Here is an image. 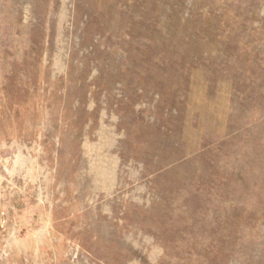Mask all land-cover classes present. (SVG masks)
<instances>
[{
	"label": "rangeland",
	"instance_id": "374dc122",
	"mask_svg": "<svg viewBox=\"0 0 264 264\" xmlns=\"http://www.w3.org/2000/svg\"><path fill=\"white\" fill-rule=\"evenodd\" d=\"M0 264H264V0H0Z\"/></svg>",
	"mask_w": 264,
	"mask_h": 264
}]
</instances>
